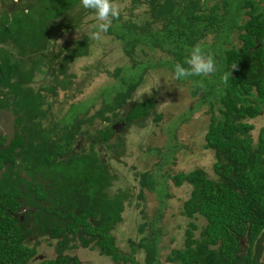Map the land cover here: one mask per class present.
Returning <instances> with one entry per match:
<instances>
[{"label": "trees", "instance_id": "16d2710c", "mask_svg": "<svg viewBox=\"0 0 264 264\" xmlns=\"http://www.w3.org/2000/svg\"><path fill=\"white\" fill-rule=\"evenodd\" d=\"M27 1L11 13L5 7L0 12V113L11 121L0 135V264H96L66 252L77 246L96 249L113 263H132L131 252L137 248L144 264H158L155 222L168 196L166 179L189 186L180 205L187 219L182 246L170 249L168 264H264V125L253 136L249 121L264 109V0H129L128 14L114 18L107 34L121 40L127 68L136 75L122 74V67L115 66L110 73L115 82L100 89V106L90 113L85 107L67 123L47 117L52 104L47 95L56 96L70 85L74 75L67 71L69 63L88 54L89 37L48 54L56 49V23L76 25L84 10L79 11L80 0ZM138 7L143 9L140 15L132 12ZM207 35L212 40L202 41ZM195 45L214 58L217 69L208 76L188 77L202 90L197 103L207 104L201 138L202 147L212 152L213 177L201 166L173 174L161 171L165 153L154 148L159 154L155 170L135 173V198L142 200L147 190L159 202L152 217L138 223L141 235L128 239L130 252L124 253L113 231L132 194L122 188L110 191L115 174L96 146L116 154L121 146L113 149L109 140L114 130L108 121L120 111L126 124L146 120L155 98L131 99L143 75L160 66L174 71ZM154 50L165 57H134L136 51ZM225 73H231L227 83ZM40 74L49 80L35 88L30 82ZM70 111L76 112L75 104ZM96 120L105 123L93 129L89 149L74 146L79 137L90 135L82 124L95 126ZM170 135L175 137L174 130ZM197 216L204 221L200 226ZM41 236L53 241V257L36 255Z\"/></svg>", "mask_w": 264, "mask_h": 264}, {"label": "rangeland", "instance_id": "374dc122", "mask_svg": "<svg viewBox=\"0 0 264 264\" xmlns=\"http://www.w3.org/2000/svg\"><path fill=\"white\" fill-rule=\"evenodd\" d=\"M114 2L119 5L122 17H126L130 7L129 0H114ZM81 10L80 8L79 11ZM83 10L84 13H80L81 20L76 25H71L70 22L64 24L63 21L57 20L56 26L53 27L54 35L57 36L55 40L56 49H51V53L48 54L51 56V54L58 51L57 49L71 45L74 39H79L84 35L89 37L88 54L77 57L69 63L67 71L74 75L71 77L70 85L65 88L66 90L59 91L56 96L47 95V101L52 103L47 117H52L55 120L62 118L60 120L65 123L72 121L74 116L80 117V114L77 113H84L86 111L85 107L89 108L88 113H90L100 106V92H102L100 89H109L111 83L115 82L116 79L110 74L115 66L122 67V74L136 75L135 69L130 70L127 68L129 59L122 52L121 40L112 37L107 32L102 33L99 40H93L90 35L85 34L90 32L92 30L91 26L97 22L93 12L87 9ZM138 10L143 9L134 8L132 12L140 15ZM66 24L69 27L65 29ZM211 37L212 35H207L202 41L210 42ZM234 37L235 33L232 32L230 40L235 42ZM152 54L155 57L161 55L165 57L163 53L157 50H154V53L148 51L147 54L136 51L134 57L136 60H144L147 57H152ZM102 69L108 72L106 73ZM48 75L45 77L42 74L36 75L33 78L34 87H37L39 83H46L49 80ZM43 78H46L45 81H43ZM194 84H198L194 79L176 80L174 71L162 66L148 69L146 74L143 75L142 81L133 91L131 99L136 101V99L143 98L145 95L153 96L155 98L154 111L146 120L131 123L124 128L118 127L117 131L121 135V140L118 142H120L121 147L119 150L117 149L118 151L116 150L115 155L112 154L111 157H108L111 152L108 150L107 152L103 151L106 152L105 157L115 174V180H113L110 191L122 188L127 189L132 194L130 202L125 204L122 212V222L113 231L116 243L120 251L124 253L130 252L128 239L136 241L141 235L137 231L138 223L149 220L159 202L156 193L147 190L144 191L142 200L135 198L137 194L135 173L146 169L155 170V163L159 158V154L157 155L153 151L154 148H158L161 155L165 153L166 158L161 171L173 174L180 170L186 171L201 166L209 176L213 177L211 172L212 152L202 147L203 141L201 138L209 115L206 111L207 104H198L202 90L195 89ZM212 100L214 101V108H216V97ZM71 104H75L76 112H68ZM153 114H159V117L157 119L153 118ZM249 121L253 123L252 133L255 136L257 129L264 125V109L263 114L257 118L249 119ZM10 122L8 115H0V130L2 133L10 127ZM81 128L90 129L91 126L84 123ZM172 130H174L175 137L170 135ZM82 145L86 146V140L81 142ZM169 146L174 147L177 151H168L166 148H169ZM166 181L165 192L168 196L164 197L165 203L162 206L161 217L155 222V226L159 228L158 264H168L165 256L170 249L182 246L183 230L187 222V219L181 214L180 205L188 195L189 186L186 184L175 186L169 179H166ZM141 209L145 216L141 214ZM194 221L198 226L204 223L199 216ZM36 240V255L44 258L53 257V241L51 242L42 236ZM66 252L76 255L81 261H91L96 264H144L143 252L137 248L131 252L132 263L129 261L126 263L121 261L113 263L105 256L100 255L96 249L80 246ZM29 264L33 263L30 262Z\"/></svg>", "mask_w": 264, "mask_h": 264}, {"label": "clouds", "instance_id": "9594fccd", "mask_svg": "<svg viewBox=\"0 0 264 264\" xmlns=\"http://www.w3.org/2000/svg\"><path fill=\"white\" fill-rule=\"evenodd\" d=\"M78 7L92 10L94 14L97 23L91 26L90 32L85 33L90 35L93 40L101 39V34L109 30L112 20L118 18L120 14L119 5L114 0H80ZM236 67L237 65H233L232 71ZM216 70L214 58L211 55H205L202 48L195 45L184 64L174 65V78L180 80L191 76H208ZM231 73L224 74L222 77L224 83H227Z\"/></svg>", "mask_w": 264, "mask_h": 264}, {"label": "flooded vegetation", "instance_id": "af4514ba", "mask_svg": "<svg viewBox=\"0 0 264 264\" xmlns=\"http://www.w3.org/2000/svg\"><path fill=\"white\" fill-rule=\"evenodd\" d=\"M24 1H26V2H24ZM25 3V4H24ZM24 4V5H23ZM21 5L22 6H26V5H28V1L27 0H0V12L2 11V8L3 7H5V8H7L8 9V13H11L12 12V10L16 7V10L17 9H20L21 8ZM24 10H26V8H24ZM47 51H49V50H47ZM47 51H45V53H47ZM14 52V55L15 56H17V53H15L16 52V50L15 51H13ZM25 56V55H24ZM27 56V55H26ZM44 76V75H43ZM46 76V75H45ZM46 78H48V77H46ZM46 78H43V81H45V79ZM34 81V79H32V81L30 82V84L32 85V86H34L33 85V82ZM40 84V83H39ZM38 84V85H39ZM38 85H37V87H38ZM37 87H35V88H37ZM2 114H4L5 115V113H0V115H2ZM124 112L123 111H120V112H118V114L116 115V117H114L111 121H108V125L110 124V127L114 130V135L112 136V138L109 140L110 141V143H112L113 144V149H115L116 148V145H117V143H119L120 144V142H118V141H120L121 139H120V134H119V132L117 131L118 130V127H122V128H124V127H127V125H129V124H126V121L124 120ZM95 126H93V125H90L91 126V128L90 129H87L88 130V132H89V136H87V134H84L82 137H79V139L76 141V144L74 145V146H76L77 148H80V146H81V142H83L84 140H86V146H84L85 148H87V149H89V145H90V143H91V141H93V137H92V133H93V129H95V128H99V127H102L103 126V123H105L103 120H96L95 122ZM87 128V127H86ZM90 130V131H89ZM1 134H3L2 132H1V130H0V135ZM85 136V137H84ZM96 150L98 151V156H100V155H102V156H100L101 157V159L102 160H106V157L105 156H103V155H106V152H103V148H102V146H96ZM103 152V153H102ZM112 156V152L110 153V156L109 157H111Z\"/></svg>", "mask_w": 264, "mask_h": 264}]
</instances>
